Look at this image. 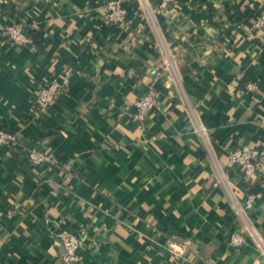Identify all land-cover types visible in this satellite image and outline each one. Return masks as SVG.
Here are the masks:
<instances>
[{"label": "crops", "instance_id": "crops-1", "mask_svg": "<svg viewBox=\"0 0 264 264\" xmlns=\"http://www.w3.org/2000/svg\"><path fill=\"white\" fill-rule=\"evenodd\" d=\"M158 2L0 0V29L33 39L0 35V129L16 137L0 144V264H65L59 234L81 230L76 264H264V167L246 181L228 152L264 147V0ZM53 78L66 92L39 114Z\"/></svg>", "mask_w": 264, "mask_h": 264}, {"label": "built area", "instance_id": "built-area-1", "mask_svg": "<svg viewBox=\"0 0 264 264\" xmlns=\"http://www.w3.org/2000/svg\"><path fill=\"white\" fill-rule=\"evenodd\" d=\"M175 6H177V0H159L157 9L162 13H166L174 10ZM106 22L117 25H124L126 23V15L121 8L119 1H111L108 4ZM259 25L264 26V17ZM0 35L4 36L14 47L33 44V39L30 36L29 31L22 24H12L1 28ZM66 87L67 84L60 82L58 79L53 78L49 81L35 97L34 105L36 112L39 114L47 113L57 99L64 95ZM158 96L157 91L150 90L145 96L136 102L137 111L133 118L139 127L142 128L145 126L149 113L157 105ZM0 144L11 147L16 144V137L8 131L0 129ZM228 152L230 165L238 167L243 173L246 181H250L264 167V147H243L235 150H229ZM28 157L30 162L34 165H39L43 162L55 164V161L51 157L41 151H38L37 149H30L28 151ZM254 199V195L250 194L244 202L237 203V212L242 214L243 211L252 208ZM253 234L257 240V246L264 253V243L262 239L256 233L253 232ZM59 238L65 250L62 254V261L65 264H76L79 261L78 253L80 249L85 246L84 231L81 230L78 233L64 231L59 234ZM245 242V236L240 231H235L229 237L230 245L236 248L242 247Z\"/></svg>", "mask_w": 264, "mask_h": 264}, {"label": "trees", "instance_id": "trees-1", "mask_svg": "<svg viewBox=\"0 0 264 264\" xmlns=\"http://www.w3.org/2000/svg\"><path fill=\"white\" fill-rule=\"evenodd\" d=\"M32 35V34H31ZM34 37V42H35V45L36 44H38L39 43V41H38V37L35 35V36H33Z\"/></svg>", "mask_w": 264, "mask_h": 264}]
</instances>
